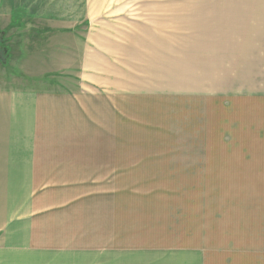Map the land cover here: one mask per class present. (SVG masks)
I'll use <instances>...</instances> for the list:
<instances>
[{"label": "crops", "instance_id": "obj_1", "mask_svg": "<svg viewBox=\"0 0 264 264\" xmlns=\"http://www.w3.org/2000/svg\"><path fill=\"white\" fill-rule=\"evenodd\" d=\"M14 10L0 0V22L13 25ZM10 43L7 65L35 78L0 83V264H208L207 249L187 244V187L225 170L231 264H264V84L253 50L239 44L232 58L231 146L216 147L187 137L224 101H202L187 85L93 91L94 77L74 75L61 51L28 70ZM159 100L178 112L143 119ZM130 103L139 119L129 120Z\"/></svg>", "mask_w": 264, "mask_h": 264}, {"label": "rangeland", "instance_id": "obj_2", "mask_svg": "<svg viewBox=\"0 0 264 264\" xmlns=\"http://www.w3.org/2000/svg\"><path fill=\"white\" fill-rule=\"evenodd\" d=\"M4 1L16 9L15 23L1 21L0 38L10 39L12 48L18 45L31 63L28 70L61 51L72 59L74 75L94 77L93 91H183L187 85V93L203 96L202 101H224L220 110L214 103L206 109L200 132L187 137L188 146H231L230 99L225 96L232 92V58L240 45L253 50L255 82L264 84V0ZM8 60L9 54L5 62L0 58V83L25 84L35 78L19 72L18 63L7 65ZM135 106L129 104V120L141 117ZM157 107L143 111V119H169L178 112L162 100ZM214 179L203 182L205 187H187L192 201L187 204V244L207 249L208 264H231L230 171Z\"/></svg>", "mask_w": 264, "mask_h": 264}, {"label": "trees", "instance_id": "obj_3", "mask_svg": "<svg viewBox=\"0 0 264 264\" xmlns=\"http://www.w3.org/2000/svg\"><path fill=\"white\" fill-rule=\"evenodd\" d=\"M7 40L8 39L6 37L0 38V58H1V60H3V62H5L4 60L7 59V56L9 54V48H8Z\"/></svg>", "mask_w": 264, "mask_h": 264}]
</instances>
